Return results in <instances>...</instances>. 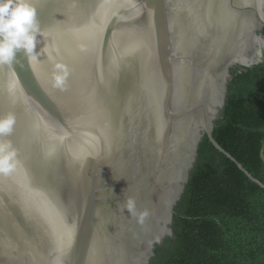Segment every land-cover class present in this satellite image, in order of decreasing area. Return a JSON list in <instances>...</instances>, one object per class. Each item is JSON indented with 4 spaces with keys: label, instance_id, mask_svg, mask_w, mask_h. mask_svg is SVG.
Instances as JSON below:
<instances>
[{
    "label": "water",
    "instance_id": "obj_1",
    "mask_svg": "<svg viewBox=\"0 0 264 264\" xmlns=\"http://www.w3.org/2000/svg\"><path fill=\"white\" fill-rule=\"evenodd\" d=\"M32 3L35 48L0 63V264H150L203 136L233 159L212 131L264 0Z\"/></svg>",
    "mask_w": 264,
    "mask_h": 264
},
{
    "label": "trees",
    "instance_id": "obj_2",
    "mask_svg": "<svg viewBox=\"0 0 264 264\" xmlns=\"http://www.w3.org/2000/svg\"><path fill=\"white\" fill-rule=\"evenodd\" d=\"M230 73L212 135L233 159L203 136L173 236L154 246L150 264H264V49L257 64Z\"/></svg>",
    "mask_w": 264,
    "mask_h": 264
},
{
    "label": "clouds",
    "instance_id": "obj_3",
    "mask_svg": "<svg viewBox=\"0 0 264 264\" xmlns=\"http://www.w3.org/2000/svg\"><path fill=\"white\" fill-rule=\"evenodd\" d=\"M40 35L37 9L32 0H0V63L7 64L17 57V52H31ZM14 117H0V135L10 133ZM0 145V170L8 171L11 167V153H4ZM127 210L133 212L135 201L127 202Z\"/></svg>",
    "mask_w": 264,
    "mask_h": 264
}]
</instances>
